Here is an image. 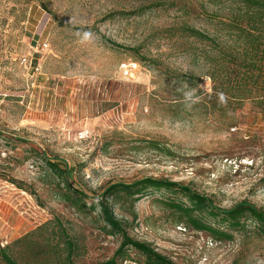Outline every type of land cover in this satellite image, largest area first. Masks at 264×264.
Wrapping results in <instances>:
<instances>
[{"label":"rangeland","instance_id":"1","mask_svg":"<svg viewBox=\"0 0 264 264\" xmlns=\"http://www.w3.org/2000/svg\"><path fill=\"white\" fill-rule=\"evenodd\" d=\"M244 11L240 0H0V248L55 217L85 247L77 264L104 261L120 245L94 214L58 197L44 156L68 162L91 196L153 177L223 208L247 200L264 209V43L261 82L239 100L215 90L237 72L228 56L179 30L195 27L251 58L235 27L247 24ZM188 91L199 98L191 106ZM164 193L114 205L132 237L176 264H264V237L219 241L177 223Z\"/></svg>","mask_w":264,"mask_h":264},{"label":"trees","instance_id":"2","mask_svg":"<svg viewBox=\"0 0 264 264\" xmlns=\"http://www.w3.org/2000/svg\"><path fill=\"white\" fill-rule=\"evenodd\" d=\"M240 3L245 8L247 24L242 26L239 22L235 27L250 44L251 58H248L250 53L247 54L248 56L244 55V59H240V53L236 56L231 52L228 54L227 46L195 27L183 25L179 30L184 36L196 41L202 43L209 41V45L215 46L220 54L222 52V58L228 56V65L231 66L232 71L237 72L233 77L226 76L218 84L215 82V90H224L229 96L243 100L252 97L251 88L258 85L262 78L256 75L255 70L261 68L256 57L260 52V45L264 43V34L259 26L264 24V0H240ZM144 9L145 7L142 6L134 10V13ZM133 49H136L137 57L141 55L139 48ZM201 53L206 59L209 57L204 49ZM143 59L141 57L139 61ZM221 66L223 68L222 63ZM223 69L228 71L227 69L230 68ZM193 77L198 79L196 75ZM202 93L206 94L199 89L198 95ZM257 97L264 98V95ZM261 103L264 108L263 102ZM42 160L48 168V174L56 179L54 181H56L57 195L61 200L70 204L79 213L94 214L103 232L120 237V245L115 253L96 264H176L150 242L132 237L127 231L126 224L118 218L114 209L115 204L124 201H130V207L134 208L145 195L163 189L167 192L163 194L165 201L163 203L175 212L177 223H184L187 227L205 232L219 241L232 239L236 232L244 231H251L257 237H264V209L247 200L223 208L217 205L212 197L195 190L188 184L153 177H146L131 184L125 182L110 184L103 191L95 192L91 196L85 189L74 184V168L68 162H58L47 156ZM249 224L251 228H248ZM132 251H135L137 259L132 256ZM85 255V247L79 238L71 232L62 219L55 217L1 247L0 264H77Z\"/></svg>","mask_w":264,"mask_h":264},{"label":"clouds","instance_id":"3","mask_svg":"<svg viewBox=\"0 0 264 264\" xmlns=\"http://www.w3.org/2000/svg\"><path fill=\"white\" fill-rule=\"evenodd\" d=\"M90 36H91V33L85 32L83 34V39L87 40L90 38ZM198 99H199L198 97L194 99V93L192 91H188L184 93V100L188 106H191V103H195ZM219 99H220L221 104H226L227 97L224 93L222 92L219 93Z\"/></svg>","mask_w":264,"mask_h":264},{"label":"built area","instance_id":"4","mask_svg":"<svg viewBox=\"0 0 264 264\" xmlns=\"http://www.w3.org/2000/svg\"><path fill=\"white\" fill-rule=\"evenodd\" d=\"M129 264H131V263H129Z\"/></svg>","mask_w":264,"mask_h":264}]
</instances>
